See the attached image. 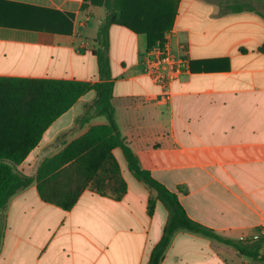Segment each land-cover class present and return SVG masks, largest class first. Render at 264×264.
<instances>
[{"label": "crops", "instance_id": "0c3cea01", "mask_svg": "<svg viewBox=\"0 0 264 264\" xmlns=\"http://www.w3.org/2000/svg\"><path fill=\"white\" fill-rule=\"evenodd\" d=\"M162 1L173 0H145ZM228 1H179L165 38L192 68L174 82L169 101L143 73L147 35L111 26L112 103L141 166L178 194L188 216L225 237L245 239L264 228V18L231 13L223 5ZM249 2L264 14V0ZM105 16L104 6L85 0H0V77L101 81L94 51ZM94 97L86 94L58 118L15 170L34 176L48 148L63 149L106 124L105 117L77 123ZM148 201L145 189L135 195L128 188L120 201L87 189L64 211L44 202L33 183L9 202L0 264H149L168 212L156 209L150 217ZM161 264L264 263L182 230Z\"/></svg>", "mask_w": 264, "mask_h": 264}, {"label": "trees", "instance_id": "16d2710c", "mask_svg": "<svg viewBox=\"0 0 264 264\" xmlns=\"http://www.w3.org/2000/svg\"><path fill=\"white\" fill-rule=\"evenodd\" d=\"M179 1L149 4L137 0L131 4L126 0H85L106 9L94 51L101 78L99 82L0 77V247L6 230V211L13 196L36 183L40 198L64 211H70L87 189L107 196L106 181L100 180V175L102 172H108L110 177L120 175V164L114 153L120 149L134 177L156 193V198L148 201V215H154L157 201L168 212L162 237L151 252L149 264H161L173 237L182 230L228 245L240 256L264 263L263 232L245 239H232L191 219L178 194L141 166L116 121L109 56L111 26L120 25L135 33H145L148 49H151L166 42L165 35L173 26ZM223 5L231 13L256 12L264 18V14L250 6L249 0H231ZM130 9H133L132 14ZM90 92H94L95 97L85 104L77 123L85 125L96 117H105L107 123L90 127L61 151L44 158L34 176L18 173L15 167L21 165L39 145L46 130ZM177 189L181 193L187 192L181 186ZM127 191L128 186L123 182L121 191L113 197L120 201ZM258 229L261 231L262 228Z\"/></svg>", "mask_w": 264, "mask_h": 264}, {"label": "built area", "instance_id": "2783aa9c", "mask_svg": "<svg viewBox=\"0 0 264 264\" xmlns=\"http://www.w3.org/2000/svg\"><path fill=\"white\" fill-rule=\"evenodd\" d=\"M143 73L161 89V96L169 101L171 87L191 71V61L187 55H176L164 44H156L141 57Z\"/></svg>", "mask_w": 264, "mask_h": 264}, {"label": "rangeland", "instance_id": "374dc122", "mask_svg": "<svg viewBox=\"0 0 264 264\" xmlns=\"http://www.w3.org/2000/svg\"><path fill=\"white\" fill-rule=\"evenodd\" d=\"M78 110V107H77ZM63 124L57 125L58 127H61ZM58 127H54V129L52 131H50V134H53ZM62 148L61 146H59V144L55 145L53 148H48L46 151H44L42 153V156L46 158V156L49 157V155L53 154L54 152L60 151ZM119 159H120V163L122 165V169L120 166V175L117 176H111L108 172H102L100 175V180H105V186H106V190L108 195H116L117 192L121 191V186L123 182H126L128 188H130L131 192L135 195L141 194L144 192H146V195L148 196L149 199H155L156 198V193L151 190L150 188L147 187V185H145L143 182L139 181L137 178L134 177V175L130 172V170L128 169L126 160L124 158V156L118 152L117 153ZM17 167V166H16ZM33 172V170H32ZM35 175V174H34ZM111 178L110 180H108V178ZM158 207V208H157ZM156 209L158 211V213L161 216H164L167 213V210L164 208V206L162 205V203H160L159 201H157V205H156ZM261 231L264 233V228L261 229ZM260 231H254L253 233H259Z\"/></svg>", "mask_w": 264, "mask_h": 264}]
</instances>
